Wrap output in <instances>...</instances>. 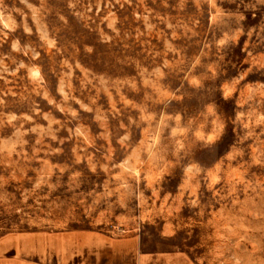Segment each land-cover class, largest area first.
I'll use <instances>...</instances> for the list:
<instances>
[{"label":"rangeland","instance_id":"1","mask_svg":"<svg viewBox=\"0 0 264 264\" xmlns=\"http://www.w3.org/2000/svg\"><path fill=\"white\" fill-rule=\"evenodd\" d=\"M0 264H264V0H0Z\"/></svg>","mask_w":264,"mask_h":264}]
</instances>
